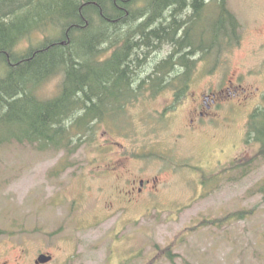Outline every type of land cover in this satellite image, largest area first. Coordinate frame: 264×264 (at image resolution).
<instances>
[{
	"label": "rangeland",
	"instance_id": "rangeland-1",
	"mask_svg": "<svg viewBox=\"0 0 264 264\" xmlns=\"http://www.w3.org/2000/svg\"><path fill=\"white\" fill-rule=\"evenodd\" d=\"M262 1L228 0L246 28L243 43L229 47L226 62L201 77L195 98L219 88L225 77L233 82L224 86L234 87L235 77L253 66L252 50L264 40ZM42 38L24 39L18 49ZM169 50L162 48L159 56ZM127 80L126 88L138 86ZM61 81L56 76L45 83L40 98L58 94ZM247 83L258 88L249 89L253 99L264 94V79L252 76ZM240 91L236 98L245 96ZM169 92L146 101L140 95L123 115L122 132H106L103 124L95 143L72 154L14 140L0 145V264H37L41 253L53 257L42 264H264V159L244 165L257 148L247 145L244 134L250 105L242 112L231 110L233 100L223 101L215 108L221 116L194 128L192 96L171 109ZM232 114L233 120L224 118ZM17 129L18 120L7 118L0 135L8 139ZM235 159L243 161L240 167L224 171ZM242 209L253 213L220 226L203 223ZM172 244L173 261L156 257Z\"/></svg>",
	"mask_w": 264,
	"mask_h": 264
},
{
	"label": "trees",
	"instance_id": "trees-1",
	"mask_svg": "<svg viewBox=\"0 0 264 264\" xmlns=\"http://www.w3.org/2000/svg\"><path fill=\"white\" fill-rule=\"evenodd\" d=\"M202 19L211 40L198 50L218 62L225 48L239 41L242 27L228 0H0V126L7 118L18 120L8 139L0 135V144L26 140L43 150L72 154L95 143L100 126L109 130L115 125L109 108L118 97L123 96L120 109L125 110L140 95L144 101L164 91L176 100L187 96L193 76L183 48L199 45L192 42ZM40 33V44L18 49L24 39ZM166 46L168 54L160 57ZM182 63L188 71L179 68ZM215 68L212 64L208 72ZM56 76L62 78L58 94L40 98V88ZM127 79L138 86L126 88ZM258 115H252L249 138ZM260 116L251 138L259 147L245 166L264 159V110ZM242 163L236 159L224 171ZM259 191L264 194V179ZM252 213L242 209L203 223L220 226ZM162 254L171 261L177 256L173 244L156 257Z\"/></svg>",
	"mask_w": 264,
	"mask_h": 264
},
{
	"label": "flooded vegetation",
	"instance_id": "flooded-vegetation-1",
	"mask_svg": "<svg viewBox=\"0 0 264 264\" xmlns=\"http://www.w3.org/2000/svg\"><path fill=\"white\" fill-rule=\"evenodd\" d=\"M262 2L264 3V1H262ZM196 30L198 32L197 31L195 32L196 34L193 38L192 43H199V45H197L196 47L193 45L192 46L189 45L188 47L183 48L187 52V54L185 55L186 58L187 57L189 58V61H188L189 71L191 72L193 79H192L191 83L189 84L187 96L185 95L184 97L179 98L178 100H175L173 102V105L170 106V108L171 109H176V108L180 109L182 103H184V101L187 98H189V97L191 98V96H192V99L194 101H193V106H192L193 109H191V110H192L194 117L191 118L190 121H191V123L195 124V126H194L195 128H199L201 126V124H203L202 121H206L207 119H212L214 116H221L215 110L216 106L221 105L223 103V101L226 103L230 100H233V102L230 103L232 105L231 110L238 108L239 110L244 112L246 110V108H245L246 105L249 104L250 105V107H249L250 112H252V111L258 112L259 115L255 119L256 124H258V121L262 117V116H260V114L264 110V95H259L257 98L255 97L253 99L252 96L254 95V91H251L249 89L253 88L254 90H258V88H255L253 83H247V81L252 76L253 77L258 76L259 78L264 79V57L262 58V56H261V53L262 52L264 53V40L260 41L258 43L257 47L252 50V52L256 56L255 57L256 60L254 61L253 66H251V64L246 66V68H248V69H246L243 73H241L240 75H237L235 77L237 80V83L234 84V87H231L228 84L226 86H224V84L226 82H229V83L233 82L230 79L227 81V77H225L224 82L222 83V85L219 88L214 89L213 88L214 86H212L213 89L208 90L209 93L206 94L204 92H201L198 96H196L197 98H195V95L193 93L194 86H196V84L201 79V77H203L204 75H211L218 69V68H215V70L213 72L209 73L208 71L212 69V64H215L217 67L220 63H221L220 65H222L224 62H226V61H223L222 58H226L225 55L228 54V47H226L225 48L226 50L223 52V53H225L224 56L222 53V55L220 56L221 58L219 57V61L217 62V59H216V61L213 63L212 60H210L211 56H207V55L203 54V52L201 50H198V48L202 49L201 46L203 44H207L211 40V36L210 37L207 36V21L202 19L201 23L198 25V28ZM261 30L264 31V26L261 28ZM245 31H246V28L243 26V23H242V27L240 28L239 41L233 40L234 43L232 45V48H233V46L236 48L237 47L239 48L241 46V44L243 43V41H242L243 40V33ZM232 38L233 37H231L230 40ZM227 41H229V40H227ZM194 49L196 51H194ZM184 50L182 51V53L178 54V56H181V54H183ZM194 61H196L195 64H194ZM192 63H193V66L191 67L190 64H192ZM255 64L257 66L258 65L262 66V68L256 69ZM179 68L184 70V71H188V68L186 67L185 63L180 64ZM259 71H261V72H259ZM143 73H144V70H143ZM236 73L237 72H234V74H236ZM240 90L246 92L245 96H243L242 98H236V96L238 94H240V92H241ZM203 91H204V89H203ZM255 94H257V93H255ZM230 97H233V98H230ZM247 97H249V98H247ZM234 98H235V100H234ZM251 99H253V100L251 101ZM230 111H227V113H230ZM164 113L167 115L166 112H164ZM212 115H214V116L212 117ZM224 118H226L228 120H232V115H225ZM246 123H247L246 124V132L244 133L245 135L247 132H248V134L251 132L250 121H246ZM256 124L254 125V130H253V134H252L251 138L255 137V134H256L255 129L257 128V126H259ZM247 145L249 147H251L249 143H247ZM251 145H252L251 148H255V147L259 146V143L253 140ZM137 190L140 192L141 188H138ZM132 192H134V189L132 190Z\"/></svg>",
	"mask_w": 264,
	"mask_h": 264
},
{
	"label": "water",
	"instance_id": "water-1",
	"mask_svg": "<svg viewBox=\"0 0 264 264\" xmlns=\"http://www.w3.org/2000/svg\"><path fill=\"white\" fill-rule=\"evenodd\" d=\"M51 256L50 255H46V254H41L39 255L38 259L36 260V263H45L48 262L49 260H51Z\"/></svg>",
	"mask_w": 264,
	"mask_h": 264
},
{
	"label": "bare ground",
	"instance_id": "bare-ground-1",
	"mask_svg": "<svg viewBox=\"0 0 264 264\" xmlns=\"http://www.w3.org/2000/svg\"><path fill=\"white\" fill-rule=\"evenodd\" d=\"M35 31V30H34ZM31 32V31H30ZM37 39V38H36ZM38 95H40V93L38 94ZM39 98V97H38Z\"/></svg>",
	"mask_w": 264,
	"mask_h": 264
}]
</instances>
